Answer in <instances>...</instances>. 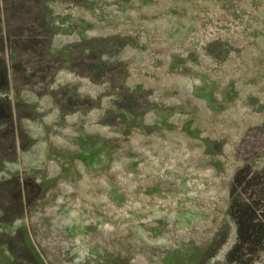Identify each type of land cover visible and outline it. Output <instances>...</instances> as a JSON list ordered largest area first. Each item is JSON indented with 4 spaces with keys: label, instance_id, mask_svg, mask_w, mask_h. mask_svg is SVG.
Masks as SVG:
<instances>
[{
    "label": "rangeland",
    "instance_id": "obj_1",
    "mask_svg": "<svg viewBox=\"0 0 264 264\" xmlns=\"http://www.w3.org/2000/svg\"><path fill=\"white\" fill-rule=\"evenodd\" d=\"M247 165L264 0H0V264H241Z\"/></svg>",
    "mask_w": 264,
    "mask_h": 264
},
{
    "label": "trees",
    "instance_id": "obj_2",
    "mask_svg": "<svg viewBox=\"0 0 264 264\" xmlns=\"http://www.w3.org/2000/svg\"><path fill=\"white\" fill-rule=\"evenodd\" d=\"M231 216L238 241L228 258L233 261L239 254L241 264H247L264 250V170L254 172L247 165L238 171L232 187Z\"/></svg>",
    "mask_w": 264,
    "mask_h": 264
}]
</instances>
